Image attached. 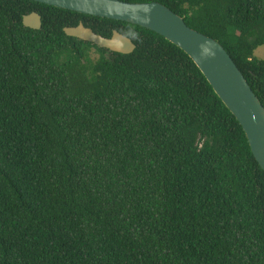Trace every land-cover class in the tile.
I'll return each mask as SVG.
<instances>
[{
  "label": "trees",
  "instance_id": "16d2710c",
  "mask_svg": "<svg viewBox=\"0 0 264 264\" xmlns=\"http://www.w3.org/2000/svg\"><path fill=\"white\" fill-rule=\"evenodd\" d=\"M124 1L160 2L217 40L264 107V0ZM79 22L135 48L64 33ZM0 264H264V171L183 50L126 21L0 0Z\"/></svg>",
  "mask_w": 264,
  "mask_h": 264
},
{
  "label": "water",
  "instance_id": "95a60500",
  "mask_svg": "<svg viewBox=\"0 0 264 264\" xmlns=\"http://www.w3.org/2000/svg\"><path fill=\"white\" fill-rule=\"evenodd\" d=\"M78 13L126 21L158 33L183 50L204 75L213 91L236 118L247 138L253 157L264 171V107L230 55L215 39L187 26L183 17L157 1L124 0H33ZM22 24L41 27L40 15L22 16ZM66 35L118 53H130L131 38L113 30L108 37L79 22L63 27Z\"/></svg>",
  "mask_w": 264,
  "mask_h": 264
},
{
  "label": "rangeland",
  "instance_id": "374dc122",
  "mask_svg": "<svg viewBox=\"0 0 264 264\" xmlns=\"http://www.w3.org/2000/svg\"><path fill=\"white\" fill-rule=\"evenodd\" d=\"M254 55L259 58H264V45L258 46L254 50Z\"/></svg>",
  "mask_w": 264,
  "mask_h": 264
}]
</instances>
